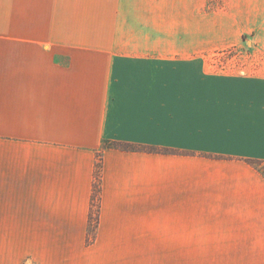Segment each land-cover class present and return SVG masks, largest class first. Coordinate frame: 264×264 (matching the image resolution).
Wrapping results in <instances>:
<instances>
[{
	"label": "crops",
	"instance_id": "0c3cea01",
	"mask_svg": "<svg viewBox=\"0 0 264 264\" xmlns=\"http://www.w3.org/2000/svg\"><path fill=\"white\" fill-rule=\"evenodd\" d=\"M124 1L0 0V227L35 264H264V58H212L264 51V0L190 1L178 43Z\"/></svg>",
	"mask_w": 264,
	"mask_h": 264
},
{
	"label": "rangeland",
	"instance_id": "374dc122",
	"mask_svg": "<svg viewBox=\"0 0 264 264\" xmlns=\"http://www.w3.org/2000/svg\"><path fill=\"white\" fill-rule=\"evenodd\" d=\"M190 1L193 0H125L123 16L130 17L138 25L151 21L153 34L152 38L148 36V41L151 38L154 42H188L192 41L193 21L184 14L194 5ZM225 5L226 0H210L202 13L205 15ZM203 22V28L204 24L207 27L208 19L203 18ZM212 58L223 62L215 63L213 69L226 71L234 69L231 63H227L230 59L264 58V51L253 44L251 35H246L241 45L219 52ZM252 165L264 173V163L252 162ZM35 245L34 228L0 227V264H35Z\"/></svg>",
	"mask_w": 264,
	"mask_h": 264
},
{
	"label": "trees",
	"instance_id": "16d2710c",
	"mask_svg": "<svg viewBox=\"0 0 264 264\" xmlns=\"http://www.w3.org/2000/svg\"><path fill=\"white\" fill-rule=\"evenodd\" d=\"M110 146H118L117 144L115 143H111V144H108L107 142L105 143V146L104 147H110ZM121 147H129L127 145L125 146H121ZM100 166V164H98ZM98 181H99V173H97V180L95 182V188H94V196H93V199H97L98 198V191H99V184H98Z\"/></svg>",
	"mask_w": 264,
	"mask_h": 264
}]
</instances>
